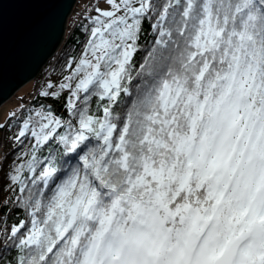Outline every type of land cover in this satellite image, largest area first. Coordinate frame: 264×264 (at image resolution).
I'll return each mask as SVG.
<instances>
[{"label":"snow or ice","instance_id":"obj_1","mask_svg":"<svg viewBox=\"0 0 264 264\" xmlns=\"http://www.w3.org/2000/svg\"><path fill=\"white\" fill-rule=\"evenodd\" d=\"M77 16L0 123V264H264V0Z\"/></svg>","mask_w":264,"mask_h":264},{"label":"water","instance_id":"obj_2","mask_svg":"<svg viewBox=\"0 0 264 264\" xmlns=\"http://www.w3.org/2000/svg\"><path fill=\"white\" fill-rule=\"evenodd\" d=\"M77 0H0V105L33 80L62 43Z\"/></svg>","mask_w":264,"mask_h":264},{"label":"trees","instance_id":"obj_3","mask_svg":"<svg viewBox=\"0 0 264 264\" xmlns=\"http://www.w3.org/2000/svg\"><path fill=\"white\" fill-rule=\"evenodd\" d=\"M80 0H77L75 4H78ZM81 3V2H80ZM75 4L74 7L72 8L71 13L69 14L66 22V27H65V33H64V40L59 47V49L48 59V61L44 64V66L40 69L39 73L33 79L35 81V88L32 90V94H26L24 98V103L30 102L35 98L36 91L39 87V84L42 83L45 78H47L49 75H52L53 79H56L55 73L59 71L60 65L64 62L65 55L72 51L73 49L77 48V45L73 43L74 40H80L81 36L80 34L76 31L74 21L79 19L77 16V13L83 11L81 8L75 9ZM76 13V17H72L73 14ZM43 78L41 79V77ZM16 94V93H15ZM14 94V95H15ZM11 147L10 142L8 141H3L0 142V153H3L5 151H8L9 148ZM9 160H11V157H9ZM2 175V173H0Z\"/></svg>","mask_w":264,"mask_h":264},{"label":"rangeland","instance_id":"obj_4","mask_svg":"<svg viewBox=\"0 0 264 264\" xmlns=\"http://www.w3.org/2000/svg\"><path fill=\"white\" fill-rule=\"evenodd\" d=\"M80 2L78 4H75V9L76 10L77 9L80 10L81 8L84 9L85 5L90 3V0H80ZM72 17L75 18L76 17V13L73 14ZM42 78H43V76L41 77V79ZM34 88H35V81L31 80V81L25 83L24 85H22L19 89H17L14 92V94L16 93L15 95L13 94L9 99H7L4 103H2L0 105V123L5 122L7 114L11 110L16 109V107H14V106H19L20 104L24 103V98L23 97L26 94H31L32 90H34Z\"/></svg>","mask_w":264,"mask_h":264}]
</instances>
